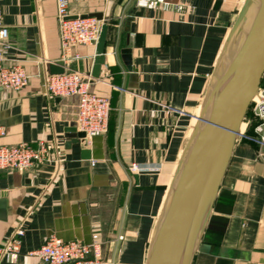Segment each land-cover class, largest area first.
<instances>
[{
  "label": "crops",
  "instance_id": "1",
  "mask_svg": "<svg viewBox=\"0 0 264 264\" xmlns=\"http://www.w3.org/2000/svg\"><path fill=\"white\" fill-rule=\"evenodd\" d=\"M141 1L148 0H67L69 17L101 13L107 22L105 61L90 89L110 107L104 135L68 147L60 97L46 88L48 64L62 61L56 0H1L6 63H19L29 81L0 94V145L44 140L50 153L43 164L0 170V245L23 230L17 251L0 264H44L30 253L50 236L89 243L94 234L106 264L146 263L169 184L244 0H165L169 9ZM94 55L95 47L76 46L64 68L90 79ZM130 164L153 169L134 173ZM207 226L192 264H264V143L236 140Z\"/></svg>",
  "mask_w": 264,
  "mask_h": 264
},
{
  "label": "water",
  "instance_id": "2",
  "mask_svg": "<svg viewBox=\"0 0 264 264\" xmlns=\"http://www.w3.org/2000/svg\"><path fill=\"white\" fill-rule=\"evenodd\" d=\"M78 16L69 17L76 19ZM101 21L90 85L105 61L107 22L101 13L81 15ZM48 74L64 73L62 61ZM264 74V0H244L221 48L195 124L181 153L157 219L145 264H192L208 225L240 126ZM90 91H92L90 89ZM78 96L59 98L67 146L83 140L75 127ZM82 157L90 159V151Z\"/></svg>",
  "mask_w": 264,
  "mask_h": 264
},
{
  "label": "built area",
  "instance_id": "3",
  "mask_svg": "<svg viewBox=\"0 0 264 264\" xmlns=\"http://www.w3.org/2000/svg\"><path fill=\"white\" fill-rule=\"evenodd\" d=\"M141 5L149 9H169L165 0L141 1ZM67 0H56L58 37L62 52V62L65 65L72 58L71 50L76 46L95 47L98 41L101 21L94 17L69 19ZM177 11L184 8L174 6ZM2 6L0 0V94L3 90L18 91L25 87L29 75L17 62L7 64L9 49L8 30L2 25ZM73 58L78 59L75 55ZM89 78L76 71L64 70L61 75L49 76L47 79V93L54 97L69 98L78 96V112L75 127L78 132L85 134L84 140L102 136L107 132L109 122V101L107 97L90 91ZM249 111L253 122L252 135L246 133L249 119L244 122L245 128L240 131L239 138L264 143V90L259 89L252 99ZM5 135L0 125V138ZM50 146L44 140H37L35 144L20 143L14 146L0 145V170H25L34 164H43L48 161ZM131 172L139 173L150 171L153 168L147 165L130 164ZM23 230L17 229L15 239L0 245V257L13 254L17 251ZM103 241L98 234H94L89 243L80 241H62L50 236L37 250L30 253L38 257L44 264H106L102 255Z\"/></svg>",
  "mask_w": 264,
  "mask_h": 264
},
{
  "label": "trees",
  "instance_id": "4",
  "mask_svg": "<svg viewBox=\"0 0 264 264\" xmlns=\"http://www.w3.org/2000/svg\"><path fill=\"white\" fill-rule=\"evenodd\" d=\"M247 112H248V113H246V115L248 114V118H247V119H249V118L251 117L249 109H248ZM246 115H245V116H246ZM255 124H256V122H253V123H251L250 126H248L247 131H246L247 134H249V133L251 134V133H252V128H253V126H254ZM208 228H209V226H207L206 230H208Z\"/></svg>",
  "mask_w": 264,
  "mask_h": 264
},
{
  "label": "rangeland",
  "instance_id": "5",
  "mask_svg": "<svg viewBox=\"0 0 264 264\" xmlns=\"http://www.w3.org/2000/svg\"><path fill=\"white\" fill-rule=\"evenodd\" d=\"M248 113V112H247ZM248 118V114L245 116L243 123L246 121V119Z\"/></svg>",
  "mask_w": 264,
  "mask_h": 264
},
{
  "label": "bare ground",
  "instance_id": "6",
  "mask_svg": "<svg viewBox=\"0 0 264 264\" xmlns=\"http://www.w3.org/2000/svg\"><path fill=\"white\" fill-rule=\"evenodd\" d=\"M242 125V124H241ZM240 129H241V126H240Z\"/></svg>",
  "mask_w": 264,
  "mask_h": 264
}]
</instances>
